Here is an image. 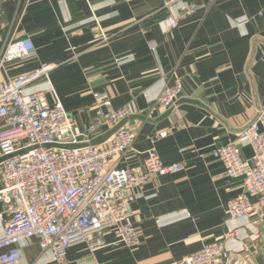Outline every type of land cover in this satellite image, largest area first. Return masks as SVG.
<instances>
[{
    "label": "crops",
    "instance_id": "1",
    "mask_svg": "<svg viewBox=\"0 0 264 264\" xmlns=\"http://www.w3.org/2000/svg\"><path fill=\"white\" fill-rule=\"evenodd\" d=\"M189 2L200 12L171 27L164 0H1L0 46L9 33L30 38L35 53L9 64L0 78L53 66L26 91L44 90L50 102L60 101L76 133L98 114L96 144L120 127L135 129L131 148L112 160L120 166L138 163L152 147L166 162L187 150L181 170L152 176L132 204L127 221L139 234L136 246L115 244L108 230L94 251L86 244L71 247V264H179L214 240L229 250L227 264H264V213L228 220L225 203L242 193L243 182H228L210 154L237 140L264 108V0H175L171 10ZM98 24L122 33L100 43L93 36ZM175 78L182 82L178 100L160 107L158 97ZM97 93L103 98L95 99ZM123 106L130 113L110 122V111ZM165 129L167 137L153 139ZM239 154L249 159L252 149L242 146ZM252 201L264 207V198ZM3 216L0 203V232ZM20 253L22 264H56L38 238L22 242Z\"/></svg>",
    "mask_w": 264,
    "mask_h": 264
},
{
    "label": "built area",
    "instance_id": "2",
    "mask_svg": "<svg viewBox=\"0 0 264 264\" xmlns=\"http://www.w3.org/2000/svg\"><path fill=\"white\" fill-rule=\"evenodd\" d=\"M174 2H164L172 27L200 9L189 2L174 13L170 11ZM1 5L0 0V9ZM121 33L106 31L99 24L94 29V37L106 42ZM34 53L30 38L7 33L0 46V69ZM52 68L42 66L0 81V203L4 213L0 264H22L20 244L32 238L39 239L41 250L49 251L56 264H71L68 252L74 245L86 244L94 251L108 230L113 232L115 244L136 246L139 234L127 221L132 204L143 197L144 185L152 176L177 172L186 162V148L180 149L178 160L166 162L152 147L141 153L136 164L114 163V158L131 148L135 130L120 127L103 144H96L93 138L101 120L94 114L85 130L76 133L60 101L50 102L44 90L26 91ZM181 91L182 83L176 79L163 88L157 104L173 107ZM103 95L97 93L95 99ZM129 113L123 106L110 111L108 118L118 124ZM169 134L170 129H165L153 139ZM242 146L252 149L251 158L240 156ZM210 154L221 162L228 182L235 178L243 182L242 193L225 203L228 220L263 215L262 203L255 204L252 198H264V108L249 118L237 140L225 141ZM230 237L240 240L235 233ZM229 256L224 242L214 240L184 256L179 264H227Z\"/></svg>",
    "mask_w": 264,
    "mask_h": 264
},
{
    "label": "rangeland",
    "instance_id": "3",
    "mask_svg": "<svg viewBox=\"0 0 264 264\" xmlns=\"http://www.w3.org/2000/svg\"><path fill=\"white\" fill-rule=\"evenodd\" d=\"M164 2H165V0H164ZM164 4V3H163ZM185 4V3H184ZM198 5V4H197ZM199 6V5H198ZM200 7V6H199ZM165 8H166V13H167V15H166V19H167V21H168V14H169V10L167 9V7L165 6ZM200 10H201V7H200V9H199V11L198 12H200ZM170 11H171V8H170ZM197 13V12H196ZM194 14V13H193ZM189 16V15H188ZM187 16H185V17H183L181 20H183V19H185ZM180 20V21H181ZM169 23V22H168ZM170 24V23H169ZM179 24V23H178ZM171 26V25H170ZM172 27V26H171ZM107 31V30H106ZM109 32H112V31H109ZM113 33H117V31L116 32H113ZM93 36H94V31H93ZM96 39V38H95ZM98 42H100V43H102L103 41L102 40H97ZM6 69L8 70L9 69V67L8 66H6ZM6 69H0V73L1 74H4L5 73V70ZM6 70V71H7ZM8 72V71H7ZM21 74V73H20ZM20 74H18V75H20ZM7 75V74H6ZM5 79V76L4 77H2V78H0V81H3ZM176 79H178V78H175L172 82H174ZM180 80V79H179ZM181 81V80H180ZM171 82V83H172ZM182 83V82H181ZM170 84V83H169ZM135 130V129H134ZM136 132V131H135Z\"/></svg>",
    "mask_w": 264,
    "mask_h": 264
},
{
    "label": "water",
    "instance_id": "4",
    "mask_svg": "<svg viewBox=\"0 0 264 264\" xmlns=\"http://www.w3.org/2000/svg\"><path fill=\"white\" fill-rule=\"evenodd\" d=\"M186 101H188V102H193V100H186Z\"/></svg>",
    "mask_w": 264,
    "mask_h": 264
}]
</instances>
